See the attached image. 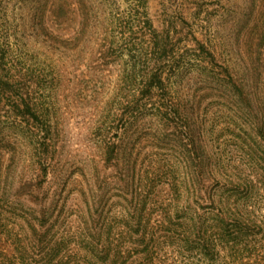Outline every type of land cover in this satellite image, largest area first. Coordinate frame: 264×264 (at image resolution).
<instances>
[{
    "label": "rangeland",
    "instance_id": "1",
    "mask_svg": "<svg viewBox=\"0 0 264 264\" xmlns=\"http://www.w3.org/2000/svg\"><path fill=\"white\" fill-rule=\"evenodd\" d=\"M128 11L127 0H0V75L22 77L20 89L0 87V233L70 236L123 213L136 188L192 179L195 164L241 179L253 170L264 142V0H148L184 107L172 117L158 98L130 96ZM21 92L43 124L23 113Z\"/></svg>",
    "mask_w": 264,
    "mask_h": 264
},
{
    "label": "trees",
    "instance_id": "2",
    "mask_svg": "<svg viewBox=\"0 0 264 264\" xmlns=\"http://www.w3.org/2000/svg\"><path fill=\"white\" fill-rule=\"evenodd\" d=\"M127 4L132 25L126 41L125 80L130 96L158 98L162 114L181 115L180 96L165 73L168 36L154 27L148 0ZM197 44L205 52V43ZM21 79L20 73L6 67L0 75L2 92L20 89ZM26 96L21 92L23 113L34 124H43L36 101ZM188 133L196 161V129L189 127ZM37 140L49 144L43 134ZM107 154L108 160L116 159L118 151ZM252 169L241 179L195 164L192 179H168L147 185L145 191L136 188L123 213L70 236L36 227L24 233H0V264H264V142H257Z\"/></svg>",
    "mask_w": 264,
    "mask_h": 264
}]
</instances>
